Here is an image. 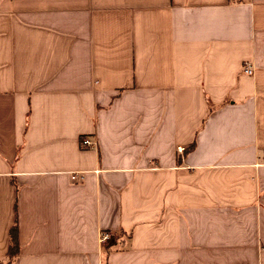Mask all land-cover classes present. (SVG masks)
<instances>
[{"label": "crops", "instance_id": "1", "mask_svg": "<svg viewBox=\"0 0 264 264\" xmlns=\"http://www.w3.org/2000/svg\"><path fill=\"white\" fill-rule=\"evenodd\" d=\"M15 224L11 264H264V0H0V264Z\"/></svg>", "mask_w": 264, "mask_h": 264}, {"label": "trees", "instance_id": "2", "mask_svg": "<svg viewBox=\"0 0 264 264\" xmlns=\"http://www.w3.org/2000/svg\"><path fill=\"white\" fill-rule=\"evenodd\" d=\"M10 245L8 249V261L5 264H11L19 253L20 245L18 239V225L15 224L9 231Z\"/></svg>", "mask_w": 264, "mask_h": 264}, {"label": "built area", "instance_id": "3", "mask_svg": "<svg viewBox=\"0 0 264 264\" xmlns=\"http://www.w3.org/2000/svg\"><path fill=\"white\" fill-rule=\"evenodd\" d=\"M253 68L250 65H245L244 66V71L248 74H252L253 73ZM81 146H92L91 140L87 137H83V139H81ZM180 151H182V149L180 148ZM110 238L109 234L104 232L101 233L100 235V241H106Z\"/></svg>", "mask_w": 264, "mask_h": 264}]
</instances>
